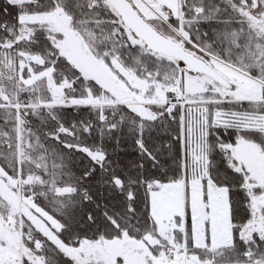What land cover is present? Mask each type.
<instances>
[{
    "label": "snow or ice",
    "instance_id": "obj_1",
    "mask_svg": "<svg viewBox=\"0 0 264 264\" xmlns=\"http://www.w3.org/2000/svg\"><path fill=\"white\" fill-rule=\"evenodd\" d=\"M241 4L244 5V8L238 9V11L242 16L249 18H252L251 12L264 8V0H251L250 6L248 0H241ZM43 7L41 0H4V13L7 15L9 9L14 10V24L22 26V34L27 32L26 39L29 43H36V34L43 33L40 42L43 44L44 51L31 54L18 50L20 57L18 70L16 58L3 53L6 56V61L3 62L4 67L0 68V95L4 96L9 106L15 107L16 129L19 131L22 125L30 123L27 121L29 115L39 118V104H32L30 97L25 101L19 99L24 92L38 94L40 91L38 85L45 82L46 91L53 97L57 92L60 93L61 97L67 96L68 91L79 92V98H69L68 104H65L64 100L61 99L59 106L91 108L99 121V127L96 129L98 143L94 145L79 142L69 143L62 141L59 134H46L50 140H54L56 145L67 152L68 155H65V151H60L56 147H46L40 142V137L33 133L36 142L34 150L39 151L40 159L44 162L43 165L36 163L35 169L37 171L29 172L27 179L24 178L25 173L22 168L18 173L19 178L5 172L0 175V184L9 186V190L15 197L16 206L22 205L19 214L29 221L27 225L21 224V227L26 226L28 228L26 234L28 245L25 250L32 256L28 264H92L91 259L84 251V245L96 242L98 237H104V233L100 231L101 226L105 229L127 232L132 228L131 223H128L132 219L131 214L139 212L141 205H144L146 210L151 212V195L159 191L162 185L180 179L178 175L168 176L167 170L164 168H161L159 173L157 172L159 161L145 147L143 136L146 119L150 118L153 124L164 123V134H167V122L177 124L178 130L176 133H172V140L179 145L177 159L184 161L185 108L183 94L176 92V86L178 83L177 73L184 74L187 61L183 58L173 60L171 57H161L151 50L150 45L145 46V43L133 34H129L126 39H117L118 36H123L119 28H114L111 34L102 33L97 36L94 31L86 27L89 23L88 20L81 19L73 22L74 16L64 7L62 0H52L48 10L36 11V9ZM76 7L79 8L80 5L77 4ZM96 7H98V0H93L89 11ZM184 7H187L186 0H177L171 16L162 14V22L167 23L168 28L175 33V36H166L161 31L160 38L179 45L183 51L188 52L190 49L184 43L186 40L187 44L192 45L199 52H203L204 57L208 58L205 61L204 57H199L201 63L207 64L209 68L212 66L225 67L227 70L234 71L242 80H247L249 83L261 87L264 91V28L257 30L256 26L249 25L252 31L248 34H245L243 29L239 32L235 30L231 33L225 32L217 34L215 40L206 39L201 45L199 43L200 37L197 36L196 40L193 41L191 34L184 31L182 25L184 23L190 25L196 22V17L201 16L204 9H192L195 15L191 21H186L184 20L185 13L181 10ZM233 7L236 6L233 5ZM249 7L251 12L245 11ZM25 14L35 17L31 21V27L23 19ZM259 15L264 16V11H261ZM172 20L180 22L181 27L173 26ZM204 20L207 22L208 18H204ZM152 30L155 32V28ZM14 31L13 28L9 27L8 22L0 23V32L13 33ZM85 33L88 35V39L84 38ZM203 35L207 38L208 32L205 31ZM77 37L79 39H76ZM242 40L243 43H241ZM5 41H8L7 36L0 40V46H3ZM217 41L225 45L224 52L229 57L227 61L220 56L219 52L214 50ZM20 42L18 37L16 43L9 42L8 47L10 49L16 48V44ZM74 45L79 46L89 59L103 63L108 67L115 79L124 84V87L135 99L143 100L148 91L158 88L165 97L164 103L158 106V110L145 108V111L150 113V117H144L128 101L116 98L115 92L100 79L88 74L87 66L81 62L79 57L73 55ZM101 48H103L102 53ZM121 48L127 49L129 54L133 49H137L140 56H150L155 61V67L149 70L147 65L141 64L139 57H134L132 64L127 63L121 55ZM233 55L235 56L234 61L232 60ZM253 72L256 75H252ZM222 83L227 89L225 94L230 99L225 100L222 97L219 101H214L215 103H236L241 106L248 103L250 107L264 103V96L261 97L260 101H254L245 96H237L236 91L232 88V85L236 84V88L239 89V84L235 80ZM138 84L140 86H137ZM202 90L207 91V88ZM214 91H219V89L214 88ZM168 92L173 94L169 96ZM105 93L109 95L106 96ZM36 98L37 100L41 99L39 95ZM147 102L155 103L154 101ZM105 106L112 109L113 116L122 109H127L133 115V119L129 121L131 125H136L137 119H139V131L136 132L134 145L139 150V155L146 154L152 161L150 170L145 168L143 160L131 166L133 172L124 173L122 176L118 174L120 165L112 166L109 151L104 146V133H109L107 139L116 145L115 151H122L120 136L116 135L113 139L112 134L123 128L125 116L120 115L118 121L109 123L108 116L104 112ZM29 109L31 110L29 111ZM220 114L222 123L212 125V129L219 127L225 136L235 132L237 139H239L244 131H258L264 135V124H261L259 128H253L246 123L248 118L254 115L253 112L223 110ZM7 115L10 116L11 113ZM53 118L55 119V116ZM189 125L188 132L193 138V148L200 150L205 155L211 149L207 137L216 135L217 149L221 151L227 169L224 176L225 178L233 177L231 183H219L213 179L209 168L206 171V178L201 180L202 185L205 183L212 184L225 193L232 228L226 242L212 248L213 264H216L217 258L220 264H264V227L254 225L247 234L241 230L242 226L246 227L248 224H253L256 212L264 217V207L254 209L250 206V201L256 195H264V185L252 184L250 178L239 174L238 169L233 170V161L229 159L231 143L225 146L218 133L207 129L202 133L203 143H201L199 122L193 119L189 121ZM94 127L96 125L92 122L83 125V132L86 137L91 138ZM58 131L72 135L62 125ZM129 131L131 132L133 129L129 128ZM76 139L79 140V137ZM165 146L173 147L170 142H166ZM28 147L32 148L33 145L30 144ZM17 148L19 149V144H17ZM77 153L81 154L80 158H86L89 162L86 170L79 175L73 170L72 162V155ZM26 158L31 159L30 154ZM208 164L212 165L210 158ZM183 166L186 167V164ZM196 171L198 172L199 169ZM105 187L114 189V192L119 194L125 202L129 215L126 219L121 216V219L125 220L127 227H123L120 220L117 219L120 213H109L105 205H103L104 211L99 213V217L103 218L102 221L94 211H87L83 216L77 215V210L83 211L84 206L89 203L93 205L94 209H101V203L94 200L92 193L99 189L98 194L104 196L103 189ZM142 193L144 194L143 200L141 199ZM234 197L242 201L245 211V217L241 224L235 223V215L239 213V209L233 207ZM41 200L51 206V211L40 203ZM12 203L13 201H9L10 205ZM4 207L3 201H0V209ZM185 216L187 217V213ZM187 222L186 218L185 225ZM93 230L95 231L93 232ZM181 231L184 232L183 244L176 245L175 250L177 255L184 252L187 260L188 255H198L197 250L201 248V245L196 244L194 238L189 239L187 228ZM89 232H93V235L89 236ZM213 243L214 240L206 236L203 248L207 250ZM190 248L191 251H189ZM45 252L50 254L46 255ZM240 256L245 257V259L241 261Z\"/></svg>",
    "mask_w": 264,
    "mask_h": 264
},
{
    "label": "rangeland",
    "instance_id": "obj_2",
    "mask_svg": "<svg viewBox=\"0 0 264 264\" xmlns=\"http://www.w3.org/2000/svg\"><path fill=\"white\" fill-rule=\"evenodd\" d=\"M128 1L139 15L159 33L162 31L166 36H175V33L168 28L167 23L162 22V14L171 16L175 10L177 0ZM231 1L232 5L236 6L235 8L232 6L233 10L240 18L237 25L240 29L245 30V34L252 31L249 25L256 26L257 30L264 28V16L259 15L261 11H264V8L256 9L255 12H251L250 7L245 9V11L251 12L252 18H249L242 16L238 11V9L244 8L241 0ZM248 2L250 6L251 0H248ZM104 3L107 5L106 0H104ZM107 7L119 20L112 9L108 5ZM34 18V16L29 15L23 17L26 24H31ZM119 24L122 26L120 20ZM182 26L184 29V24ZM179 27H181L180 22L177 24V28ZM123 29L127 36L131 34L124 27ZM19 37L27 40V32L20 33ZM184 43L190 49L187 53L197 58L204 57L203 52H199L192 45L187 44L186 40ZM200 44L203 45L204 43ZM214 50L219 52L220 55L228 57L225 52H220L216 48ZM73 55L79 57L81 62L87 66L86 70L89 75L100 79L115 92L116 98L128 101L144 117H150V113L146 112L145 108H153L154 105L164 103L165 97L158 88L148 91L146 98L143 100L135 99L124 87V84L115 79L108 67L103 63L89 59L79 46L74 45ZM233 58L235 59L234 55L232 60ZM19 59L18 56L17 70ZM207 59V57H204L205 61ZM211 68L226 82L235 80L239 84V89L236 88V84L232 85L237 96H245L254 101H260L261 97L264 96L261 87L251 84L247 80H242L234 71L227 70L225 67L212 66ZM122 79L124 78L122 77ZM177 81L176 91L183 94L184 108L188 111L187 127L190 126V120L198 121L202 138V133L207 125V107L205 105L215 103L214 101H219L222 97L225 100L230 99L225 94L227 89L218 86L203 75L192 74L187 71H184L183 75L177 73ZM203 88H207V91H203ZM214 88H218L219 91H214ZM168 95H172V93L168 92ZM206 95L210 96L207 98L210 101H200L205 99ZM55 96L57 97L51 102L52 105L59 104L61 99L64 100L65 104L69 103L65 97H61L59 92ZM200 96H204V98L201 99ZM0 98L4 102L7 101L2 95H0ZM147 101H154L155 103L152 104ZM220 123H222L221 115L214 114L212 125H219ZM246 123L253 128H259L261 124H264V115L252 116L248 118ZM186 137L188 146V172L186 177L183 176L182 180L176 183L162 185L159 191L151 195V216L156 225L155 234L146 236L144 241H140L141 243L134 242V240L124 236L116 241L99 240L85 244L84 251L91 259L92 264H181L180 262L168 260L166 251L169 248H176V245L183 244L184 232L181 230L185 228L188 230L189 239L194 238L195 243L201 245V248L197 250L198 255L188 256L189 264H213L212 248L226 242L229 233L232 231L228 217V201L225 193L214 185L208 183L202 185L201 180L206 178L207 159L204 153L193 148V138L189 132L186 133ZM201 143H203L202 140ZM17 144H19V149ZM229 151L231 153L229 159L233 161L234 171L238 169L239 174H244L246 178H250L252 184L264 185V147L240 137L236 140V145L231 147ZM22 153L19 131L16 130L17 178H19ZM24 156L27 157L26 153ZM196 169H199V171L197 172ZM3 174L4 172L0 168V175ZM0 201H3L5 205L4 208L0 209V264H28L29 260L32 259L31 253L25 250L28 242L25 241L27 236L24 235V229L28 230V228L26 226L21 227V224L27 225L29 221L19 214L22 205L16 206L15 197L9 190V186L3 184H0ZM9 201H13V203L10 205ZM250 206L254 209L264 207V195H256L250 201ZM186 213L190 222L188 227L185 225ZM254 225L264 227V217H261L259 212L254 215L253 224H248L246 227L242 226L241 230L247 234ZM206 236L214 240V243L207 250L203 248ZM189 251H191V248ZM200 255H209L210 260H205L202 263L199 260Z\"/></svg>",
    "mask_w": 264,
    "mask_h": 264
},
{
    "label": "trees",
    "instance_id": "obj_3",
    "mask_svg": "<svg viewBox=\"0 0 264 264\" xmlns=\"http://www.w3.org/2000/svg\"><path fill=\"white\" fill-rule=\"evenodd\" d=\"M64 3V7L74 16V23L81 20L86 19L89 23L86 27L94 31L97 36L103 34H111L114 28H119L123 33L122 37H117V39H126L127 35L123 27L119 24V20L111 13L107 5L104 3V0H98V7L89 11L90 5L93 3V0H62ZM52 0H41V4L44 6L43 8L36 9V11H46L51 7ZM79 4L80 7L77 8L76 5ZM187 7L182 8L181 10L185 13L184 20L191 21L192 17L195 15L192 9L194 8H203L204 11L201 16L196 17V22L184 23V31L189 32L193 41L196 40V37L199 36V43H204L205 40H215L217 34H223L225 32L231 33L232 31L239 32L241 29L237 25V21L240 19L236 12L232 8L231 0H186ZM4 8V0H0V23L8 22L10 28H13L15 31L13 33L9 32H0V40H3L5 36L8 37V41H5L3 46H0V68L4 67V63L6 61V56L3 53H7V55L15 57L17 61L18 50H23L25 52L35 54L37 52H43V44L40 42L43 37V33L36 34V43H29L28 40L22 39L19 37L21 31V26L14 24V10L9 9L8 14L6 15L3 11ZM27 15V14H25ZM24 15V16H25ZM204 18H208V21L205 22ZM171 23L173 26L177 27L178 22L176 20H172ZM31 27V24H27ZM215 30V31H213ZM207 31V38L204 37L203 33ZM243 31H245L243 29ZM20 38L21 42L16 44V48L10 49L8 47V43H16L17 38ZM84 38L88 39V35L85 33ZM244 41L242 40L241 43ZM225 45L220 41L216 42L215 48L220 52H224ZM101 53L103 52V48L100 49ZM121 55L125 58L127 63L132 64L134 57H139L141 60V64L147 65L148 69L151 70L155 67V61L150 56H140V52L137 49H133L129 54L127 49H120ZM225 61L228 60V57L220 55ZM235 59L233 58V61ZM18 62V61H17ZM167 63V61H164ZM17 67V66H16ZM252 75H256L255 72ZM39 86V93H29L24 92L20 96L21 101H25L30 97L32 104H39V118L34 115H29L27 117V121L30 123L22 125L19 129L20 135V147L22 150L20 169L24 170L25 176L27 179V174L29 172L37 171L35 169V164L40 163L43 165V160L40 159V153L38 150H34L35 148V135L40 137V142L44 144L46 147H56L60 151H65L56 145L54 140H50L46 134H59L60 139L62 141H67L69 143H81V144H89L94 145L98 143L97 137V128L99 127V121L96 113L91 108L85 107H62L59 104H53L52 101L57 96H51V94L46 91V82L41 83ZM173 94V93H172ZM37 95L41 97L40 100H37ZM79 92H67V96L65 99L69 101V98H79ZM105 95H109L105 93ZM170 96V95H169ZM205 96V95H204ZM204 96H200L201 99ZM209 95H206V98L200 101H210ZM207 99V100H206ZM186 105V104H185ZM159 105H154L153 108L158 110ZM207 107V125L205 130H211L214 133H218L220 137L223 139L225 146L231 143V147L236 145L237 134L235 132L229 133V135L225 136L219 127L212 129V119L214 114H220L223 110H235L236 112L241 111H249L253 112V116L264 115V103H258L255 107H250L248 103H244L242 106L236 103H209L205 105ZM256 108V109H255ZM31 109H29L30 111ZM105 114L108 116V122L111 123L113 121H118L120 115L125 116V120L123 122V128L115 134H112V138L115 139L116 135L120 136V147L123 149L122 151L116 152V145L108 141L107 137L109 133H104V146L109 151V159L112 161V166L115 167L117 164L120 165V169H118V174L123 175L127 172H133L132 165L139 163L143 160L145 168L151 169L152 161L145 154L143 156L138 154V149L134 145V139L136 136V132L139 131V119H137L136 125H131L129 123L130 120L133 119L132 113L128 112L127 109H122L120 112H117L115 116L112 115V109L108 106L104 108ZM11 113L10 116L7 114ZM16 109L14 106H9L8 101L4 102L0 98V168L3 172L11 173V175L16 176L17 174V160H16V120H15ZM221 115V114H220ZM55 116V119L53 118ZM7 117L6 119H4ZM188 120V111L185 110V120H184V138H185V158L184 161L177 159V152L179 150V145L172 140V133H176L178 130L177 124H173L172 122H167V134L165 132L164 123L157 122L156 124L151 123V120L146 119L144 121L145 131H144V144L149 152H151L156 159L159 161V165L157 167V172H160L161 168L167 170V175H178L181 181L183 176L186 177L188 169V146H187V137L186 133L188 132L187 127ZM92 122V124L96 125L93 128L91 138L85 136L83 132V125ZM63 126L68 132L72 133V135H68L67 133H59V127ZM129 128H132L133 131H129ZM31 129V131H29ZM204 129V127H203ZM6 133V134H4ZM35 133V135H33ZM79 137V140L76 139ZM241 137L251 141L261 147H264V135L258 131H244L241 134ZM203 142V136L201 138ZM208 143L211 145L210 151H208L207 155H205L207 159V170L210 168L212 172L213 179L217 180L219 183H231L233 177L228 176L225 178L224 173L227 171L225 167V160L221 154V151L217 149L216 143V135L213 134L207 137ZM170 142L173 147H166L165 143ZM33 145L32 148L28 147V145ZM10 145V147H9ZM26 156L30 154L31 159L26 158ZM65 155H68L65 151ZM81 154L77 153L72 155L73 162V170L79 175L82 174L83 171L86 170L88 163L86 158H80ZM211 159L212 165L208 164V159ZM186 164V167L183 165ZM122 170V171H121ZM134 174V173H133ZM241 176L246 177L244 174H240ZM176 181V182H178ZM172 182V183H176ZM171 184V183H168ZM99 189L94 191L93 198L97 202H100L102 207L97 210L94 209L91 203L84 206L83 211L77 210V215L83 216L87 211H94L98 218L102 221L103 218L99 217L100 211H104L103 205L106 206L107 211L109 213H120V216L117 219L120 220L121 225L123 227H127L124 219H121V216L125 219L129 215L128 209L125 206V202L122 200V197L119 194L114 192V189L105 187L103 189L104 196H100ZM112 193V195H109ZM141 199H144V194H141ZM40 203L48 208L51 211V206L41 200ZM233 207L234 209H239V213L235 215V223L241 224L245 217V211L242 206V201L237 198H233ZM141 210L132 215V219L128 221L131 223L132 228H130L127 232L119 231L115 229H105L101 226L100 231L104 233L103 238H97L99 240L105 241H116L122 239L124 236H127L129 239L134 240L136 242L144 241L146 236L154 235L156 231V225L151 216V212L146 210L144 205L140 206ZM187 218V227L190 225L189 219ZM230 221V217H229ZM95 230H93L94 232ZM28 232L27 229H24V235ZM93 232H89L88 235L92 236ZM27 236V235H26ZM191 240V238H190ZM26 242L27 239L25 240ZM96 241V242H97ZM45 254H50L45 252ZM235 259V257H234ZM239 259L243 261L245 257L240 256ZM200 262H204L205 260H210L209 255H200ZM216 264H220L219 259L216 260Z\"/></svg>",
    "mask_w": 264,
    "mask_h": 264
},
{
    "label": "water",
    "instance_id": "obj_4",
    "mask_svg": "<svg viewBox=\"0 0 264 264\" xmlns=\"http://www.w3.org/2000/svg\"><path fill=\"white\" fill-rule=\"evenodd\" d=\"M107 5L117 15L122 26L131 34L136 35L145 46H151V50L161 57H171L173 60L183 58L187 61L185 71L203 75L220 87H224V78L218 75L212 68L205 63H201L199 58L181 49L179 45L172 44L168 40L161 39L160 33L146 22L134 9L128 0H106ZM226 89V88H225Z\"/></svg>",
    "mask_w": 264,
    "mask_h": 264
},
{
    "label": "built area",
    "instance_id": "obj_5",
    "mask_svg": "<svg viewBox=\"0 0 264 264\" xmlns=\"http://www.w3.org/2000/svg\"><path fill=\"white\" fill-rule=\"evenodd\" d=\"M188 256H187V260H186L184 252H180V254L177 255V252H176L175 248H169L166 251V258L168 260L174 261V262H181L182 264H189Z\"/></svg>",
    "mask_w": 264,
    "mask_h": 264
},
{
    "label": "crops",
    "instance_id": "obj_6",
    "mask_svg": "<svg viewBox=\"0 0 264 264\" xmlns=\"http://www.w3.org/2000/svg\"><path fill=\"white\" fill-rule=\"evenodd\" d=\"M228 217H229V215H228ZM230 222V221H229ZM134 242H136V241H134ZM146 242V241H145ZM139 243V242H138ZM141 243V242H140Z\"/></svg>",
    "mask_w": 264,
    "mask_h": 264
}]
</instances>
